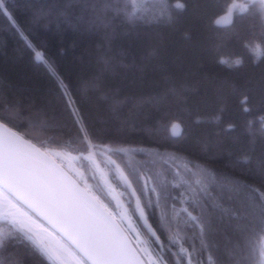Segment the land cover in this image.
Returning a JSON list of instances; mask_svg holds the SVG:
<instances>
[{
  "label": "trees",
  "instance_id": "trees-1",
  "mask_svg": "<svg viewBox=\"0 0 264 264\" xmlns=\"http://www.w3.org/2000/svg\"><path fill=\"white\" fill-rule=\"evenodd\" d=\"M234 1L244 12L217 26ZM0 123L78 156L77 183L145 264L144 248L160 264H264L259 3L0 0ZM0 264L52 263L6 225Z\"/></svg>",
  "mask_w": 264,
  "mask_h": 264
},
{
  "label": "water",
  "instance_id": "water-1",
  "mask_svg": "<svg viewBox=\"0 0 264 264\" xmlns=\"http://www.w3.org/2000/svg\"><path fill=\"white\" fill-rule=\"evenodd\" d=\"M0 189L86 264H145L122 227L85 188L1 123Z\"/></svg>",
  "mask_w": 264,
  "mask_h": 264
},
{
  "label": "rangeland",
  "instance_id": "rangeland-1",
  "mask_svg": "<svg viewBox=\"0 0 264 264\" xmlns=\"http://www.w3.org/2000/svg\"><path fill=\"white\" fill-rule=\"evenodd\" d=\"M150 1L151 0H134V4L137 7L143 8L145 7V3ZM247 1L259 3L262 7H264V0ZM244 10L245 8L239 2L234 1L229 6L227 12L223 16L215 20V24L217 26H226L232 21L235 14L242 13L244 12ZM256 53L258 54V50H256ZM223 63H226L227 65H233L237 62L223 60ZM178 132L179 128L177 126H174L172 128L173 135H177ZM48 155L62 168H64L75 180H79L78 176H80V173L76 168V163L79 161L78 156L58 151H49ZM83 159L87 162L90 161L89 156H83ZM102 182L109 190V194L116 206L119 207V214L122 220L130 229L131 226L127 218L128 215L126 213V210L123 207L118 193L112 187L105 174H103L102 176ZM112 217L114 218L115 216ZM6 225L12 226L14 229L21 232L45 255V257L52 264H86L85 261L72 248H70L65 242H63L55 233L49 230L31 213H29L21 205L16 203L4 191L0 189V237L3 235ZM134 232L135 234H140L137 227H135ZM144 253L149 263L160 264L150 250L144 248ZM262 258L264 260V242L262 244Z\"/></svg>",
  "mask_w": 264,
  "mask_h": 264
}]
</instances>
